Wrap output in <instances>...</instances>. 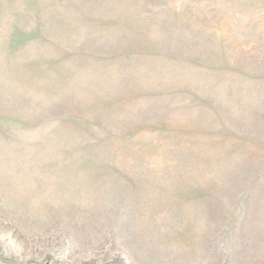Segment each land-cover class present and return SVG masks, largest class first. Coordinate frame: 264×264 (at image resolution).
<instances>
[{
    "label": "rangeland",
    "instance_id": "1",
    "mask_svg": "<svg viewBox=\"0 0 264 264\" xmlns=\"http://www.w3.org/2000/svg\"><path fill=\"white\" fill-rule=\"evenodd\" d=\"M0 264H264V0H0Z\"/></svg>",
    "mask_w": 264,
    "mask_h": 264
}]
</instances>
